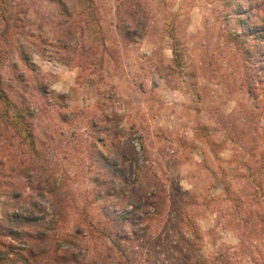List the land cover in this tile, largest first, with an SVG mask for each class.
Returning a JSON list of instances; mask_svg holds the SVG:
<instances>
[{
  "label": "rangeland",
  "instance_id": "rangeland-1",
  "mask_svg": "<svg viewBox=\"0 0 264 264\" xmlns=\"http://www.w3.org/2000/svg\"><path fill=\"white\" fill-rule=\"evenodd\" d=\"M264 0H0V264H264Z\"/></svg>",
  "mask_w": 264,
  "mask_h": 264
},
{
  "label": "trees",
  "instance_id": "trees-1",
  "mask_svg": "<svg viewBox=\"0 0 264 264\" xmlns=\"http://www.w3.org/2000/svg\"><path fill=\"white\" fill-rule=\"evenodd\" d=\"M263 49H264V47H261V50H263ZM65 264H68V263L65 262ZM102 264H103V263H102Z\"/></svg>",
  "mask_w": 264,
  "mask_h": 264
}]
</instances>
